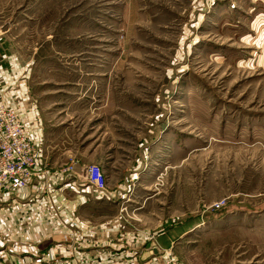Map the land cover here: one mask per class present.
<instances>
[{
    "label": "rangeland",
    "instance_id": "1",
    "mask_svg": "<svg viewBox=\"0 0 264 264\" xmlns=\"http://www.w3.org/2000/svg\"><path fill=\"white\" fill-rule=\"evenodd\" d=\"M0 56L29 72L48 166L106 177L76 245L138 256L149 230L152 261L264 264V0H0Z\"/></svg>",
    "mask_w": 264,
    "mask_h": 264
},
{
    "label": "built area",
    "instance_id": "2",
    "mask_svg": "<svg viewBox=\"0 0 264 264\" xmlns=\"http://www.w3.org/2000/svg\"><path fill=\"white\" fill-rule=\"evenodd\" d=\"M6 68L10 69L4 66L0 56V72ZM83 171V175L79 177L73 163H70L50 173L46 167L42 120L37 108H23L20 102L12 104L3 98L0 91V208L26 222L28 216L24 205L28 204L29 208H33L45 203L42 209L46 208L43 218L47 223L46 230L50 228L60 236L49 237L48 244L45 242L33 251L23 252L14 250L0 240V259L10 260L12 264H86L89 248L98 243L76 245L74 239L77 237L78 224L70 213L72 207L68 206L72 196L67 197L70 195L66 191L75 196L91 189L94 198L101 199L106 189V177L96 164H89ZM60 205L62 210L59 213ZM63 222L67 223L68 231L58 229ZM104 246L123 249L115 254L123 253V258L129 261L128 264L137 262L135 249L117 245ZM168 250L165 249L161 259L155 260L153 264H183L170 250L167 254ZM151 254L157 255L156 249L153 248Z\"/></svg>",
    "mask_w": 264,
    "mask_h": 264
},
{
    "label": "crops",
    "instance_id": "3",
    "mask_svg": "<svg viewBox=\"0 0 264 264\" xmlns=\"http://www.w3.org/2000/svg\"><path fill=\"white\" fill-rule=\"evenodd\" d=\"M29 72L26 69H22L20 72H18V68H10V69H4V71L0 72V91L8 102L15 104L17 102H20V106L23 108H31L36 107L39 113V109L37 106V102L35 97H33L31 90L29 88ZM41 120L42 117L40 116ZM42 127H43V121H42ZM43 140H44V133H43ZM46 158V167L48 171L51 173L55 169H52L48 166L47 162V155L45 154ZM75 163V162H74ZM76 168V163H75ZM78 168V167H77ZM57 169V168H56ZM23 193V192H22ZM79 193V192H78ZM68 197V196H67ZM71 197V195L69 196ZM94 196H89L88 194H82L80 195H73L72 201L68 203L69 207H72L70 210L72 218L78 223V226L76 228V232L79 230V225H81L83 228L84 226L83 220H82V210L86 207H88L89 203L93 199ZM28 204L24 205L26 207V215L28 216L25 221H21L18 219V217L15 214L9 213L5 209L0 208V240H3L8 245H10L14 250H17L19 252L23 251H33L40 246H42L47 239L50 238H58L60 237L57 232L51 231L49 228L46 230L47 223L43 221L44 216L46 215V208L43 210L42 208L45 206V203H40L39 206L29 208ZM62 210L61 205L58 208V212L60 213ZM25 223H29L26 225ZM17 225H21L19 228H17ZM9 226V227H8ZM94 228L92 227H86V231H91ZM88 229V230H87ZM85 230L79 231L77 233V236L83 235ZM93 232V230H92ZM108 232H106V229L104 231V235L109 237L107 235ZM117 233V232H115ZM120 233V232H119ZM110 234V233H109ZM128 235V234H127ZM115 236V235H114ZM137 237L133 236L129 239L131 243V248L134 245H138L140 248V252L138 256L136 257V263L134 264H148L146 261L150 257V249L154 248V243L152 242L154 238V234L151 233L149 230L140 231L136 235ZM153 236V238H152ZM124 238H126L123 234H119V237L116 238L114 241H106L105 243H109L112 246H120L123 247L124 245L120 243ZM148 246V247H147ZM151 246V247H150ZM153 246V247H152ZM89 255L86 259V264H128V259L123 258V253L120 254H107L106 252H95L94 250H89ZM100 253V254H98ZM110 253V252H108ZM104 254V255H102ZM102 255V256H101ZM97 257L100 259V261L97 259ZM89 260V262H88Z\"/></svg>",
    "mask_w": 264,
    "mask_h": 264
},
{
    "label": "bare ground",
    "instance_id": "4",
    "mask_svg": "<svg viewBox=\"0 0 264 264\" xmlns=\"http://www.w3.org/2000/svg\"><path fill=\"white\" fill-rule=\"evenodd\" d=\"M155 249V248H154ZM89 250H94L95 252L97 251H99V252H106V251H108V252H110V253H108L107 252V254H111V253H113V254H115L117 251H123V249H118V250H116L115 248H112V247H109V246H104V245H95V246H93V247H90L89 248ZM104 250H106V251H104ZM153 251V249H151L150 250V252H152ZM98 254H100V253H98ZM156 254H157V251H156ZM167 254H169V253H167ZM102 255H104V254H102ZM101 255V256H102ZM156 256V255H155ZM155 256H153L151 253H150V257L147 259V263L148 264H153L155 261H152V259H153V257H155ZM156 258V257H155ZM97 259L99 260V258L97 257ZM177 259V258H176ZM98 264H100V263H98Z\"/></svg>",
    "mask_w": 264,
    "mask_h": 264
},
{
    "label": "trees",
    "instance_id": "5",
    "mask_svg": "<svg viewBox=\"0 0 264 264\" xmlns=\"http://www.w3.org/2000/svg\"><path fill=\"white\" fill-rule=\"evenodd\" d=\"M225 209H226V208H224V207H219V208L217 209L216 212H223V211H226ZM191 228H192V227H191Z\"/></svg>",
    "mask_w": 264,
    "mask_h": 264
}]
</instances>
